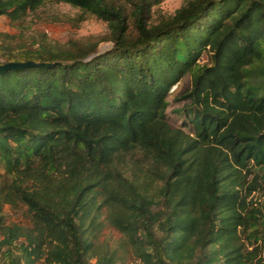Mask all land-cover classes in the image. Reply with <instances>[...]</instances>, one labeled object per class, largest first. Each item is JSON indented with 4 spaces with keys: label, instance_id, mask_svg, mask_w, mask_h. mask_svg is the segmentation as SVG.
Here are the masks:
<instances>
[{
    "label": "trees",
    "instance_id": "obj_1",
    "mask_svg": "<svg viewBox=\"0 0 264 264\" xmlns=\"http://www.w3.org/2000/svg\"><path fill=\"white\" fill-rule=\"evenodd\" d=\"M46 1L0 0V17ZM57 1L113 47L0 34V64H52L0 73V264H264V0H188L152 24L161 0ZM189 74L192 133L168 119Z\"/></svg>",
    "mask_w": 264,
    "mask_h": 264
},
{
    "label": "rangeland",
    "instance_id": "obj_2",
    "mask_svg": "<svg viewBox=\"0 0 264 264\" xmlns=\"http://www.w3.org/2000/svg\"><path fill=\"white\" fill-rule=\"evenodd\" d=\"M126 0H108V2L121 5ZM188 0H161L158 4L151 7V13L148 15V23H156L162 17L173 15ZM129 11V10H128ZM131 18H129V21ZM132 29L133 24L129 25ZM24 31L25 38L30 41L33 38H39V35H46L49 40L64 44L69 40L98 41L101 51H108L113 47L110 40V28L106 21L97 18L91 14H83L78 8L59 2L57 0H48L40 8L39 13L31 14L27 19L19 24L13 23L7 16L0 17V34L20 35ZM207 60V55H204ZM259 62H256V66ZM254 82L257 76L253 74L248 80ZM190 74L179 81L171 90L169 96L168 119L174 127H184L187 132H193V126L190 123L193 109L184 98V90L188 88ZM0 170H2L0 164ZM258 196V194H255ZM7 222L28 223V219L23 216L24 208L14 209L8 205L4 207ZM103 240L109 241L112 248L119 246L121 234L113 228L106 227L103 230ZM128 264H141L135 259L132 253L125 254ZM42 264V263H37Z\"/></svg>",
    "mask_w": 264,
    "mask_h": 264
},
{
    "label": "water",
    "instance_id": "obj_3",
    "mask_svg": "<svg viewBox=\"0 0 264 264\" xmlns=\"http://www.w3.org/2000/svg\"><path fill=\"white\" fill-rule=\"evenodd\" d=\"M52 64L46 63H37L34 61H26V62H8L5 64H0V73L4 72L8 69H24L28 67H44V66H51Z\"/></svg>",
    "mask_w": 264,
    "mask_h": 264
},
{
    "label": "built area",
    "instance_id": "obj_4",
    "mask_svg": "<svg viewBox=\"0 0 264 264\" xmlns=\"http://www.w3.org/2000/svg\"><path fill=\"white\" fill-rule=\"evenodd\" d=\"M1 61V60H0Z\"/></svg>",
    "mask_w": 264,
    "mask_h": 264
}]
</instances>
